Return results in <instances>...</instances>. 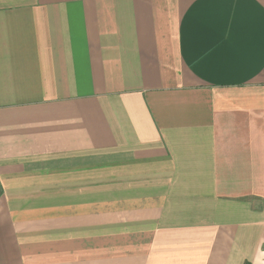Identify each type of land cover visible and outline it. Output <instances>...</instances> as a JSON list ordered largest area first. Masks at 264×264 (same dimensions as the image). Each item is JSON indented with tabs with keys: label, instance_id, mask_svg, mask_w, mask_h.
Wrapping results in <instances>:
<instances>
[{
	"label": "crops",
	"instance_id": "crops-1",
	"mask_svg": "<svg viewBox=\"0 0 264 264\" xmlns=\"http://www.w3.org/2000/svg\"><path fill=\"white\" fill-rule=\"evenodd\" d=\"M264 264V0H0V264Z\"/></svg>",
	"mask_w": 264,
	"mask_h": 264
},
{
	"label": "trees",
	"instance_id": "trees-1",
	"mask_svg": "<svg viewBox=\"0 0 264 264\" xmlns=\"http://www.w3.org/2000/svg\"><path fill=\"white\" fill-rule=\"evenodd\" d=\"M246 264H249V262H247Z\"/></svg>",
	"mask_w": 264,
	"mask_h": 264
}]
</instances>
